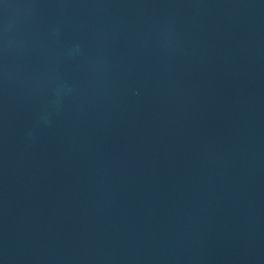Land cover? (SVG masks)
Listing matches in <instances>:
<instances>
[{"label":"water","instance_id":"water-1","mask_svg":"<svg viewBox=\"0 0 264 264\" xmlns=\"http://www.w3.org/2000/svg\"><path fill=\"white\" fill-rule=\"evenodd\" d=\"M0 264H264V0H0Z\"/></svg>","mask_w":264,"mask_h":264}]
</instances>
